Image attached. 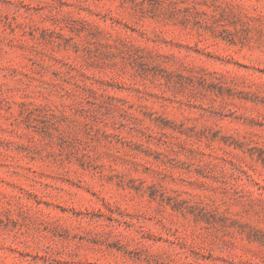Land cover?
I'll use <instances>...</instances> for the list:
<instances>
[{
    "label": "rangeland",
    "instance_id": "rangeland-1",
    "mask_svg": "<svg viewBox=\"0 0 264 264\" xmlns=\"http://www.w3.org/2000/svg\"><path fill=\"white\" fill-rule=\"evenodd\" d=\"M0 264H264V0H0Z\"/></svg>",
    "mask_w": 264,
    "mask_h": 264
}]
</instances>
